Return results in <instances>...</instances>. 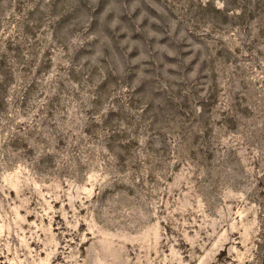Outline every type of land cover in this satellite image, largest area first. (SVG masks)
I'll use <instances>...</instances> for the list:
<instances>
[{
	"label": "rangeland",
	"instance_id": "1",
	"mask_svg": "<svg viewBox=\"0 0 264 264\" xmlns=\"http://www.w3.org/2000/svg\"><path fill=\"white\" fill-rule=\"evenodd\" d=\"M0 264H264V0H0Z\"/></svg>",
	"mask_w": 264,
	"mask_h": 264
}]
</instances>
